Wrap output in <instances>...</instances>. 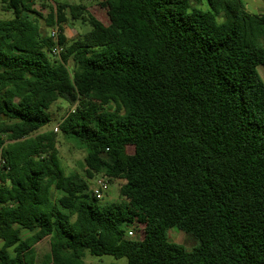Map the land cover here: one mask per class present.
Instances as JSON below:
<instances>
[{
  "label": "trees",
  "instance_id": "obj_1",
  "mask_svg": "<svg viewBox=\"0 0 264 264\" xmlns=\"http://www.w3.org/2000/svg\"><path fill=\"white\" fill-rule=\"evenodd\" d=\"M206 1L99 0L106 25L82 3L45 17L37 0H0L12 15L0 19V264H86L87 251L264 264V13ZM74 21L92 29L69 42ZM59 100L71 106L61 134L87 154L82 174L66 173L56 133L43 131ZM98 176L123 182L122 201L92 195ZM132 224L142 239L128 237ZM172 228L197 246L171 242Z\"/></svg>",
  "mask_w": 264,
  "mask_h": 264
},
{
  "label": "rangeland",
  "instance_id": "obj_2",
  "mask_svg": "<svg viewBox=\"0 0 264 264\" xmlns=\"http://www.w3.org/2000/svg\"><path fill=\"white\" fill-rule=\"evenodd\" d=\"M57 2L69 3V4H85L89 7V11L104 24L108 25L110 23L107 8L99 4V0H37L36 8L41 11L46 17L52 8L56 7ZM193 5L198 6L204 10H210L208 2L206 0H192ZM245 9L252 14H262L264 13V0H244ZM10 13H4L1 11L0 4V19L11 18ZM220 20V19H219ZM42 28L46 34H51L54 28H49L46 25L45 18L40 20ZM92 27L89 23H84L82 21H74L64 25V34L66 35L69 42H72L79 38L81 35L91 31ZM59 56H54L53 59H58ZM70 68L72 69L73 63H70ZM259 73L264 79V67L260 66L258 68ZM71 106L65 100L57 101L51 108V113L53 116V122L43 129V131H53L56 133L59 149V157L61 163L67 174L70 173H83L85 169V157L86 152L79 149L74 144L69 143L61 134V131L56 132L55 127L58 126L63 119L66 117L67 113L70 111ZM128 152L130 154L134 153V148L129 147ZM94 181L91 182L93 185ZM122 181H110L111 187L108 195L104 198L102 203H111L122 201V196L120 188L122 186ZM144 225L132 224L127 228L128 237L140 240L144 234ZM29 232L23 231L24 237L29 236ZM169 240L173 243H177L183 246L186 250L192 251L197 246V240L194 236L187 234L178 228H172L168 233ZM3 243L0 241V248ZM37 253L39 258H43L46 254L50 252V242L49 239H45L43 242L39 243L37 246ZM86 264H128L127 258L116 259L111 255L104 256H93L90 252H86L84 258Z\"/></svg>",
  "mask_w": 264,
  "mask_h": 264
},
{
  "label": "built area",
  "instance_id": "obj_3",
  "mask_svg": "<svg viewBox=\"0 0 264 264\" xmlns=\"http://www.w3.org/2000/svg\"><path fill=\"white\" fill-rule=\"evenodd\" d=\"M47 1V0H44ZM59 35L60 31L58 27H55V29L52 30L51 36L58 42L59 41ZM63 51V47L59 44H57L53 48V54L54 55H60ZM55 131L59 132L60 131V124L55 127ZM93 185H91V192L92 195L98 199L99 201H103L106 195H108L110 191V181L107 177L105 176H98L94 180Z\"/></svg>",
  "mask_w": 264,
  "mask_h": 264
}]
</instances>
